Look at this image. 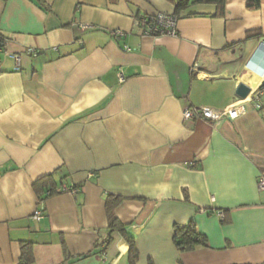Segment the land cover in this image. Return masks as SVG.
I'll list each match as a JSON object with an SVG mask.
<instances>
[{
  "label": "crops",
  "instance_id": "crops-1",
  "mask_svg": "<svg viewBox=\"0 0 264 264\" xmlns=\"http://www.w3.org/2000/svg\"><path fill=\"white\" fill-rule=\"evenodd\" d=\"M208 1L190 0L176 36L154 38L136 20L174 15L177 0H0V32L21 58L16 71L0 53V264H20L24 243L33 264H131L120 232L108 244L109 196L135 264H264V96L252 102L264 0ZM240 84L244 115L184 120L226 110ZM52 174L79 192L41 200L34 185ZM190 223L208 246L180 252L175 227Z\"/></svg>",
  "mask_w": 264,
  "mask_h": 264
},
{
  "label": "built area",
  "instance_id": "built-area-1",
  "mask_svg": "<svg viewBox=\"0 0 264 264\" xmlns=\"http://www.w3.org/2000/svg\"><path fill=\"white\" fill-rule=\"evenodd\" d=\"M179 18L175 15L158 13L151 16H141L136 20V27L140 30L142 36L144 37H161V36H176L177 34V24ZM80 28L83 30L92 29L93 27L90 25H80ZM113 36L115 38H125L127 34L123 31H114ZM8 38L0 32V53L5 54L6 56H11L15 62V70L19 71L21 67V58L19 56L10 55L7 51ZM262 46L264 47V41H262ZM126 50H129L126 48ZM29 53L33 56L37 55V52L34 49H29ZM198 67L194 66L192 71H197ZM1 71V69H0ZM120 82H124L123 73L120 72L118 74ZM252 102H254V106L257 109H262L261 98L264 96V91L262 89L258 90ZM247 99H237L230 107L226 110L219 112L209 108H199V109H187L184 112V120L191 122L195 120H206L211 122H219L224 119L234 120L241 115H244L245 103ZM251 102V101H250ZM259 189L264 191V177L259 179ZM79 192L78 187H68L61 186L57 193H68L71 195H76ZM50 195V193L48 192ZM44 216L42 210H37L33 216L35 220H41Z\"/></svg>",
  "mask_w": 264,
  "mask_h": 264
},
{
  "label": "trees",
  "instance_id": "trees-1",
  "mask_svg": "<svg viewBox=\"0 0 264 264\" xmlns=\"http://www.w3.org/2000/svg\"><path fill=\"white\" fill-rule=\"evenodd\" d=\"M190 0H177L176 6V14L178 18H180L181 13L188 8ZM198 2H210L208 0H198ZM218 4H222L223 1L217 2ZM260 5V0H250L248 2V8L253 9L257 8ZM34 189L36 194L41 200L47 199L50 196L56 194L58 188L56 178L54 174L46 176L40 180H38ZM50 193V195L48 194ZM119 204V200L113 196H109L106 201L107 211L109 215V240L108 244L112 242L111 236L114 232H120L125 240L127 241L130 247V261L131 264H135L138 258V252L135 246V240L133 237L129 236L126 233V226L122 225L115 215V209ZM175 244L177 249L180 252H189L193 251L199 247H207L208 241L207 239L200 234L196 225L194 223H190L185 226L176 225L175 227ZM99 247V246H98ZM23 257L20 264H33L34 255L32 251L31 243H24L22 246Z\"/></svg>",
  "mask_w": 264,
  "mask_h": 264
},
{
  "label": "water",
  "instance_id": "water-1",
  "mask_svg": "<svg viewBox=\"0 0 264 264\" xmlns=\"http://www.w3.org/2000/svg\"><path fill=\"white\" fill-rule=\"evenodd\" d=\"M251 92V89L246 86L245 84H240L237 88L236 94L241 98V99H246Z\"/></svg>",
  "mask_w": 264,
  "mask_h": 264
}]
</instances>
